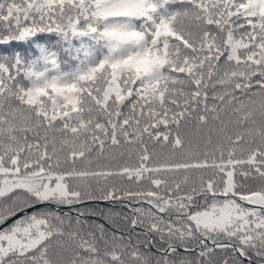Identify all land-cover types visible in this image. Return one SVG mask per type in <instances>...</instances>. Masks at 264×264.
Listing matches in <instances>:
<instances>
[{
  "label": "snow or ice",
  "instance_id": "6c2138e0",
  "mask_svg": "<svg viewBox=\"0 0 264 264\" xmlns=\"http://www.w3.org/2000/svg\"><path fill=\"white\" fill-rule=\"evenodd\" d=\"M0 264H264V0H0Z\"/></svg>",
  "mask_w": 264,
  "mask_h": 264
},
{
  "label": "trees",
  "instance_id": "16d2710c",
  "mask_svg": "<svg viewBox=\"0 0 264 264\" xmlns=\"http://www.w3.org/2000/svg\"><path fill=\"white\" fill-rule=\"evenodd\" d=\"M99 206L105 211H111L112 213H119L121 211L127 212V209H122L119 204L110 205L106 202H101Z\"/></svg>",
  "mask_w": 264,
  "mask_h": 264
}]
</instances>
